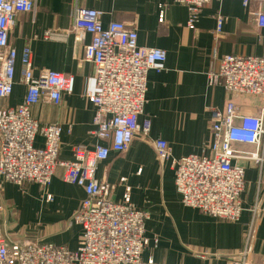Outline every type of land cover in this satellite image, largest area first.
<instances>
[{
    "label": "crops",
    "instance_id": "crops-1",
    "mask_svg": "<svg viewBox=\"0 0 264 264\" xmlns=\"http://www.w3.org/2000/svg\"><path fill=\"white\" fill-rule=\"evenodd\" d=\"M35 17L20 14L10 31L9 46L19 57L28 47L34 73L48 70L74 78V91L64 94L59 106L44 101L34 106L35 119L45 125L62 127L60 159L71 161L73 148L84 146L92 150L101 142L94 136L95 107L86 99L96 91L94 66L86 63L84 47L75 40L74 11L76 8L96 9L104 13L102 22H121L138 35V46L166 51L167 60L160 71L148 75L146 105L140 122L152 124L147 138L136 136L125 153L111 152L97 167L100 182L115 186L112 200L120 202L124 193L121 179L132 189V201L138 209L147 211V236L151 248L144 260L156 264H229L243 249L248 228L253 233L248 243L256 264H264V141L261 161L239 159L245 169V190L242 194L244 212L240 221L226 223L206 217L182 204L175 187V173L171 163L159 164L154 150L158 139L165 140L173 158L191 155L212 156V112L222 111L228 101L236 104L242 115L257 116L264 109V100L251 96H237L223 87H210L208 76L219 72L221 59L226 55L264 56V29L256 23V14L264 12V5L252 2L244 7L240 0H212L198 15L195 29L188 28L189 13L185 6L172 0H37ZM163 12L165 19L159 22ZM222 19L221 30H218ZM57 34L45 39V33ZM86 42H90L89 35ZM23 66L16 67L13 95L2 103L14 108L24 99ZM105 144V143H104ZM38 137L35 146L42 148ZM251 150V149H249ZM63 170L58 169L49 192L52 202L46 201L37 185L24 190L0 178V231L9 243H52L75 250L81 239V228L73 222L85 192L82 188L65 184ZM27 204L34 201L38 214L33 226L15 227L2 215L3 205L11 201ZM185 225L194 233L212 231L218 252H209L206 260L194 257L189 250L171 252L161 247V235L172 234ZM157 241V242H156Z\"/></svg>",
    "mask_w": 264,
    "mask_h": 264
},
{
    "label": "built area",
    "instance_id": "built-area-1",
    "mask_svg": "<svg viewBox=\"0 0 264 264\" xmlns=\"http://www.w3.org/2000/svg\"><path fill=\"white\" fill-rule=\"evenodd\" d=\"M172 1L187 8L191 30L195 29L202 9L212 2ZM240 1L246 8L252 2L264 5V0ZM36 3L37 0H0V177L21 188L28 184L47 188L57 170L62 169V181L85 192L73 218L82 234L77 249L70 250L52 243L11 244L0 231V264H156L153 259L144 260L150 245L146 237L150 214L134 205L126 179L120 181L124 185L122 200L115 202L112 195L116 187L100 182L96 172L111 152L125 153L136 136H149L151 121L139 120L147 102L148 75L153 70L160 71L167 53L139 47L137 32L124 23L111 22L105 26L104 13L99 10L75 9V40L84 47L83 60L94 66L96 91L88 92L86 99L95 107L93 133L101 143L92 150L76 146L73 159L62 161L59 157L62 127L40 123L32 109L44 101L59 106L64 94L73 93L74 78L48 70L36 75L30 48L26 47L19 57L9 46L17 16L35 17ZM164 19L161 12L159 22L163 23ZM222 23L219 19V31ZM256 23L264 29V12L256 14ZM87 35L91 38L88 43ZM56 36L45 33L47 40ZM262 43L264 47V37ZM18 60L24 68L20 83L26 94L18 106L4 108L2 103L13 95L16 85ZM208 85L223 87L237 96L264 100V56H224L219 72L208 76ZM212 134V156L175 159L172 149L162 139L155 141L154 150L158 162L171 163L176 191L184 206L216 220L235 223L244 212L242 194L246 185L245 169L237 160L261 161L264 109L257 116L242 115L236 104L228 101L222 111L212 112ZM38 137L44 141L42 148L35 146ZM252 233L250 225L248 240ZM236 259L232 264L249 261L256 264L249 243Z\"/></svg>",
    "mask_w": 264,
    "mask_h": 264
},
{
    "label": "rangeland",
    "instance_id": "rangeland-1",
    "mask_svg": "<svg viewBox=\"0 0 264 264\" xmlns=\"http://www.w3.org/2000/svg\"><path fill=\"white\" fill-rule=\"evenodd\" d=\"M48 33V32H47ZM51 33V32H49ZM54 35V33H51ZM261 159V157L259 156ZM262 160V159H261ZM161 164L160 162H158ZM1 178V177H0ZM3 180V179H2ZM5 181V180H3ZM7 182V181H6ZM30 185V184H28ZM28 185H25L22 190H24ZM40 190L43 193L44 198H46V201L52 202L53 197L49 192V187L43 188L40 187ZM51 197V199H48V197ZM3 207V212L2 215L5 217V219L8 220L9 224L12 225V223L15 225V227H20L24 229L25 227L28 226H33L35 223V220L37 218L38 214V205L32 201L30 204H24L21 203V201H11L7 202L5 204H2ZM203 214V213H202ZM205 215V214H203ZM206 217H209L206 215ZM211 218V217H210ZM217 221V220H216ZM222 221V220H218ZM223 222H228V223H233L229 221H223ZM172 234L168 233L165 231L161 235V242L163 241V244H161V247L165 250L171 251V252H182L183 250H189L193 253L194 257L203 259V257H206L205 259L208 260L210 257L209 252H218L220 250V247L216 245V240H215V235L214 232L212 231H204L202 233H194L186 227L185 225H181L177 229L172 226ZM146 237L149 240L150 238L147 236V227H146ZM150 241V240H149ZM151 243V242H150ZM151 245L148 246L147 250L145 251L148 252L151 248ZM248 248V239H247V231L244 239V245L243 249L237 253L239 255L243 250ZM144 253V255H146ZM237 255L233 258H231L229 264H232L234 260L236 259ZM237 260V259H236ZM240 262V261H238ZM244 262H246L244 260ZM250 262V263H249ZM248 264H253L254 262L249 261ZM241 264V263H240Z\"/></svg>",
    "mask_w": 264,
    "mask_h": 264
}]
</instances>
